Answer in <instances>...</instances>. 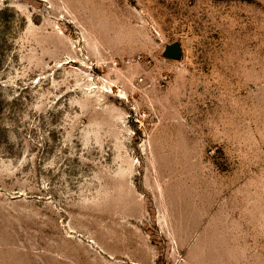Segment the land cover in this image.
<instances>
[{"label": "rangeland", "instance_id": "1", "mask_svg": "<svg viewBox=\"0 0 264 264\" xmlns=\"http://www.w3.org/2000/svg\"><path fill=\"white\" fill-rule=\"evenodd\" d=\"M187 236L264 264V0H0V264Z\"/></svg>", "mask_w": 264, "mask_h": 264}, {"label": "crops", "instance_id": "2", "mask_svg": "<svg viewBox=\"0 0 264 264\" xmlns=\"http://www.w3.org/2000/svg\"><path fill=\"white\" fill-rule=\"evenodd\" d=\"M165 229V225L163 224ZM183 247L185 249L184 260L180 264H200L199 261L202 259L195 246V241L189 242V236L183 241H176V249Z\"/></svg>", "mask_w": 264, "mask_h": 264}, {"label": "water", "instance_id": "3", "mask_svg": "<svg viewBox=\"0 0 264 264\" xmlns=\"http://www.w3.org/2000/svg\"><path fill=\"white\" fill-rule=\"evenodd\" d=\"M166 55L169 57L178 58L177 47L175 45L168 47L166 50Z\"/></svg>", "mask_w": 264, "mask_h": 264}]
</instances>
